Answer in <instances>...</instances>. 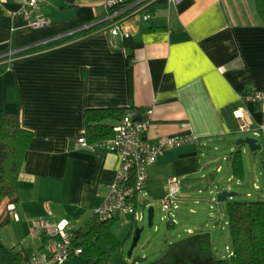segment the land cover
I'll use <instances>...</instances> for the list:
<instances>
[{
	"label": "crops",
	"instance_id": "crops-1",
	"mask_svg": "<svg viewBox=\"0 0 264 264\" xmlns=\"http://www.w3.org/2000/svg\"><path fill=\"white\" fill-rule=\"evenodd\" d=\"M24 1L0 0V55L18 51L0 59V116L19 113L34 131L19 177V201L0 229V246L16 247L27 257L48 251L54 238L43 221L81 228L107 198L121 156L106 146H78L88 109L132 107L138 118L152 109L144 133L151 143L161 135L197 136L160 154L148 168V194L141 195L148 203L161 199L177 176L179 211L206 200L194 193L202 191L194 178L211 166L205 158L210 145L218 149L242 130L264 150V104L239 97L264 88V21L256 0H157L149 19L127 20V37L104 24L69 34L100 20L106 0H46L38 16L50 21L40 28L24 19ZM232 113L238 129L228 120ZM248 145L241 146L244 156ZM242 180L264 198V186L258 179L252 185L247 170ZM220 216L184 229L190 234L219 226L220 233Z\"/></svg>",
	"mask_w": 264,
	"mask_h": 264
},
{
	"label": "trees",
	"instance_id": "trees-1",
	"mask_svg": "<svg viewBox=\"0 0 264 264\" xmlns=\"http://www.w3.org/2000/svg\"><path fill=\"white\" fill-rule=\"evenodd\" d=\"M256 2L264 21V0ZM133 112L132 107L88 109L85 114L88 140L101 141L113 136L118 122ZM228 120L233 129H238L234 113L228 116ZM33 137L34 131L23 124L19 113L4 111L1 114L0 229L11 221V207L19 201V177ZM244 144L231 153L233 173L242 179L246 176L241 148ZM226 209L232 255L219 256L214 247L212 230H209L190 233L171 242L165 253L156 260L131 264H264V198L248 200L234 197L227 201ZM120 218V215L104 217L96 212L85 226L73 229L72 255L83 256L85 264H101L116 251L122 250L126 240H121L114 231V223ZM138 226L134 221L132 231L135 232ZM28 258L16 247L0 246V264H26Z\"/></svg>",
	"mask_w": 264,
	"mask_h": 264
},
{
	"label": "built area",
	"instance_id": "built-area-1",
	"mask_svg": "<svg viewBox=\"0 0 264 264\" xmlns=\"http://www.w3.org/2000/svg\"><path fill=\"white\" fill-rule=\"evenodd\" d=\"M157 0H106L105 12L100 20L88 24L85 27L71 31L73 34L83 29L104 24L115 35L129 36L127 20L133 16H139L147 20L152 16L151 7ZM181 2L183 0H170ZM46 0H25L21 13L32 28H40L49 24L50 19L46 16H38L42 4ZM66 34H64L65 36ZM26 46L23 49H28ZM18 51L1 54L0 59L16 54ZM244 103L264 104V88L250 90L239 95ZM153 110L146 115L136 118L125 115L115 127L114 135L101 141H89L85 132L78 137V146L96 148L106 146L121 156V163L115 179L110 183L109 194L97 213L101 216L131 215L135 222L145 219L148 215L150 203L141 200L142 193L148 194L150 175L148 168L154 164L165 149L174 148L193 141L197 138L194 134L161 135L156 143L144 139L152 119ZM181 179H170L169 191L160 199L163 210L167 213L163 219L176 223V215L179 212L183 195L180 187ZM43 227L49 230L54 242L48 251L35 253L29 256L26 264H66L72 257L73 229L67 223L42 222ZM192 232V230L190 229ZM233 250L230 252L232 255Z\"/></svg>",
	"mask_w": 264,
	"mask_h": 264
},
{
	"label": "rangeland",
	"instance_id": "rangeland-1",
	"mask_svg": "<svg viewBox=\"0 0 264 264\" xmlns=\"http://www.w3.org/2000/svg\"><path fill=\"white\" fill-rule=\"evenodd\" d=\"M251 132H246L242 130H237L233 132L230 136L232 142H225L223 145L219 144L218 149L215 145H210L206 157L210 164V158L212 159L211 166L206 167L204 170L205 175H198L194 178L200 187H202L201 193L200 189L195 188L194 193L197 197H205L202 203H195V201L186 204L182 210L176 215L179 224L174 227H170L168 219H163V215L167 212L163 210L160 199L152 198L150 206L153 205L156 208L155 222L153 226L148 224V215L145 214V219L138 221L136 223L139 226L144 227L142 231V236L138 242V245L134 249L133 257H129L128 251L132 245L135 232L132 231V226L134 224V219L131 215H122V217L115 221L114 231L116 235L121 240H126L122 250L116 251L108 260L101 264H131L133 263V258L135 256H143L149 261L156 260L160 258L166 251L168 245L179 239L180 236L188 235L185 231V226L187 225H199L203 220L210 219L212 215H221V229L217 239H214V247L217 250L219 256L227 257L230 255L232 249V238L229 230V221L227 209L224 207L223 202H218L216 197L217 187L211 186L209 181L213 183L221 182L222 186L225 188L231 187V189L238 191L240 194L235 196L239 199H260L259 190L252 186L248 187L249 184L242 180V178H237L233 174V169L231 166V155L233 149L230 144H237L238 140L242 137L250 135ZM243 146V145H241ZM215 156V157H213ZM244 161L246 164V170L249 175H252V185L257 179L260 181L262 186H264V175L262 173L263 166V151L262 149L253 150L249 145L246 147ZM219 166H222V170L218 171ZM216 174V179L213 180V175ZM252 179V178H251ZM193 191V190H192ZM252 191L251 195L248 194ZM191 207L197 209L196 213L190 212ZM180 233V236L178 235ZM86 260L80 254H74L67 264H85Z\"/></svg>",
	"mask_w": 264,
	"mask_h": 264
},
{
	"label": "water",
	"instance_id": "water-1",
	"mask_svg": "<svg viewBox=\"0 0 264 264\" xmlns=\"http://www.w3.org/2000/svg\"><path fill=\"white\" fill-rule=\"evenodd\" d=\"M138 118V117H136ZM243 142L248 143L250 145V147L253 150L259 149L261 148V144L259 143V140L255 137L252 136H247V137H242L239 139V144H242ZM214 180L216 179V175H213ZM216 197L218 202H226L229 200V198H234L235 196L239 195L240 193L236 190H231L229 187L225 188L222 186L221 182H217L216 183ZM155 215H156V208L155 206L151 205L148 207V224L149 226H153L154 222H155ZM144 230V227L138 226L137 229L135 230V235L133 238V242L132 245L128 251V255L129 257H133L134 254V249L136 248V246L138 245V242L142 236V231ZM219 233V226H216L213 230H212V234H213V238L217 239ZM147 260V258L143 257V256H135L133 258V262H143Z\"/></svg>",
	"mask_w": 264,
	"mask_h": 264
}]
</instances>
